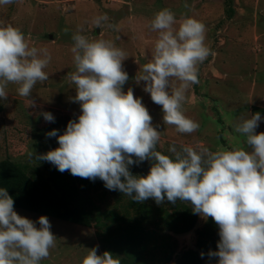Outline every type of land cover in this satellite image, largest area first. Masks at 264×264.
<instances>
[{"label":"clouds","instance_id":"obj_1","mask_svg":"<svg viewBox=\"0 0 264 264\" xmlns=\"http://www.w3.org/2000/svg\"><path fill=\"white\" fill-rule=\"evenodd\" d=\"M14 2L0 0V5ZM107 20L103 15L93 22L99 27ZM176 25L170 9L155 14L150 25L158 33L153 56L135 81L145 82L143 91L161 106L166 125L192 134L200 125L185 115L186 94L199 84V66L213 53L205 43L204 23L186 16ZM72 39L75 71L67 78L75 85L73 102L79 103L81 114L68 122L63 134L56 129L48 132L59 147L35 158L61 173L98 178L108 190H118L137 203L187 202L194 214L210 217L218 226V251L208 253L218 257L217 264H264V132L256 133L260 113L241 117L235 125L250 150L210 151L201 145L177 150L173 145L171 157L162 154L157 150L160 131L147 107L132 88L123 90L129 80L122 63L126 53L110 40L90 41L79 32ZM50 60L46 48L30 47L19 28L0 20V99L7 100L9 84L18 85L21 97L31 98L37 82L48 80L44 69ZM29 107H35L33 99ZM42 115L55 122L51 113ZM146 160L151 161L148 174L133 175L130 166ZM55 243L49 219L40 216L33 221L19 215L7 189L0 188V264H40ZM97 249H89L82 264H121L118 256L109 251L98 255Z\"/></svg>","mask_w":264,"mask_h":264},{"label":"rangeland","instance_id":"obj_2","mask_svg":"<svg viewBox=\"0 0 264 264\" xmlns=\"http://www.w3.org/2000/svg\"><path fill=\"white\" fill-rule=\"evenodd\" d=\"M165 8L175 14L176 27L186 16L204 23L205 43L213 53L199 66V84L186 94L185 115L200 125L192 134L178 133L174 126L166 125L161 106L143 91L145 82L135 81L143 65L151 61L158 38L150 27L151 21ZM103 15L108 20L97 27L93 21ZM0 20L19 28L30 47L46 48L51 56L44 69L49 78L37 82L31 98L21 97L18 85L9 84L7 100L0 99V161L11 159L34 165L35 156L41 152L40 144L57 140L46 135L52 130H41L58 123L54 128L58 132L65 118L81 114L79 103L73 102L75 85L67 78L68 73L75 71L71 49L72 36L77 32L90 41H113L126 53L122 63L129 80L123 90L132 88L134 96L147 107L153 126L160 131L158 150L170 157L169 148L173 145L177 150L197 145L210 151L238 147L250 150L245 137L234 129L241 117L254 114L255 106L264 108V0H15L0 5ZM109 24L116 27L110 28ZM30 99L35 101V107H29ZM43 112L51 113L55 122L45 121ZM261 117L257 134L264 132V115ZM114 203L112 196L105 204L111 207ZM14 210L33 221L45 216ZM46 217L56 243L40 264H82L89 249L96 246L97 254L102 255L93 227ZM206 219L199 216L193 231L173 237L177 252L195 246L196 229Z\"/></svg>","mask_w":264,"mask_h":264},{"label":"trees","instance_id":"obj_3","mask_svg":"<svg viewBox=\"0 0 264 264\" xmlns=\"http://www.w3.org/2000/svg\"><path fill=\"white\" fill-rule=\"evenodd\" d=\"M257 112L264 115V108L255 106L253 113ZM74 119L78 117L65 118L58 135L63 134L68 122ZM57 126L58 123L41 131ZM40 147L41 152L36 156L59 144L56 139L48 140ZM150 167L151 161L146 160L130 166L129 170L133 175L146 176ZM0 188L7 189L14 200V209L93 227L101 254L109 251L119 257L121 264H217L218 257L208 256L210 251H218L219 241L218 226L210 217L196 229L195 246L176 251L177 241L173 237L190 233L199 220V215L193 213L187 202L178 200L172 204L165 200L158 205L148 199L137 203L118 190H108L98 178L91 181L68 171L61 173L51 163L36 158L34 165L1 160ZM112 196L115 203L110 207L105 203Z\"/></svg>","mask_w":264,"mask_h":264}]
</instances>
